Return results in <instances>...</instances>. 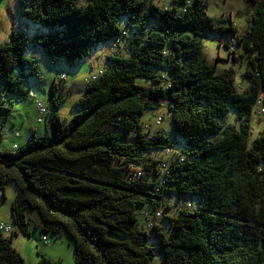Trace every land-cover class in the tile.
I'll return each mask as SVG.
<instances>
[{"label": "trees", "instance_id": "trees-1", "mask_svg": "<svg viewBox=\"0 0 264 264\" xmlns=\"http://www.w3.org/2000/svg\"><path fill=\"white\" fill-rule=\"evenodd\" d=\"M245 1L258 6L238 40L232 23L216 27L206 13L208 0H171L162 8L152 0L24 3V19L49 30L31 43L52 64L83 63L109 39L119 47L128 36L118 24L121 16L130 15L134 31L127 37L130 56L109 54L111 66L86 79L84 94L74 101L78 112L65 121L53 82L40 112L45 133L32 129L14 150L1 148L14 106L4 101L16 93L18 80L41 78L35 60L25 56L24 33L13 31L10 42L0 44V202L8 182L16 187L12 224L0 220L13 228L9 234L0 229V264H26L12 242L19 233L31 236L36 220L43 245L47 232L64 229L75 264H264V134L250 143L252 114L264 103V0ZM176 5L184 6L178 11ZM212 32L226 48L235 38L232 60L246 64L242 90L233 69L217 74L202 59L204 38ZM238 48L243 54L237 57ZM165 67V76L153 71ZM15 68L21 70L17 80L10 76ZM165 103L185 142L181 150L167 131L142 120ZM231 108L236 123L226 125ZM183 196L195 197L198 207L190 203L177 208L176 217L168 215L167 198ZM140 207L146 208L138 215ZM38 253L36 264H53Z\"/></svg>", "mask_w": 264, "mask_h": 264}, {"label": "rangeland", "instance_id": "rangeland-1", "mask_svg": "<svg viewBox=\"0 0 264 264\" xmlns=\"http://www.w3.org/2000/svg\"><path fill=\"white\" fill-rule=\"evenodd\" d=\"M155 5L162 8L164 4L172 5L171 0H152ZM193 1V0H192ZM27 0H0V44H8L10 42V35L13 31L24 33L28 38L26 45L25 56L33 58L37 63L41 83L31 75L24 80H18L16 93L7 96L4 104H8L11 100L14 103L13 112L10 121L4 129V138L1 142L2 149L14 150L13 144H24L33 128L36 129L37 135L45 133V123L39 122V119L45 117L40 113V107H45L48 104L50 93L53 91V82L57 84V89L54 92L62 102L59 107V114L62 120L71 118L78 111L74 106V101L78 96H82L87 86L88 77L96 74L100 69H106L111 66L107 56L109 54H117L124 57H129L130 52L127 46V37L131 36L132 31L130 24V15L119 17V26L128 33V36L123 38L119 47H113V39L94 47L85 62L76 66L70 67L63 60L50 63L45 56L41 46L32 45L31 39L36 34H49V30L33 26L28 23L22 16L24 3ZM184 5H176L178 11H181ZM257 4L246 2L245 0H208L206 13L212 17L217 26H223L232 23L236 30V40L241 38L248 30L250 20L257 8ZM18 24L20 29L17 30ZM232 51L224 47V43L220 41V34L212 32L206 35L202 47V59L210 65L216 67V73L223 75L225 71L233 69L236 74L235 85L247 86L243 82L241 75L245 70V59L240 58V61L234 62L232 60ZM243 52V49L238 48L235 55L238 57ZM243 54V53H242ZM219 59V60H218ZM85 67L87 70H85ZM78 69V70H75ZM153 71L161 76L168 73V69L154 68ZM30 71L25 70V74ZM64 75V76H62ZM66 75V76H65ZM11 78L17 80L21 76V70L15 68L10 74ZM60 77L64 80H60ZM139 84L152 86V82L145 79H138ZM29 93L28 98H23L22 95ZM39 103L41 106H39ZM169 103H165L161 109L150 111L146 113L142 120L145 123L152 125L154 129H166L168 136L178 142L177 148L182 149L185 146L183 139L177 134L175 124L170 116ZM75 112V113H74ZM230 116L227 118V124H235L236 111L231 108ZM163 116L164 119L158 123V117ZM47 119V116H46ZM14 124V127L12 126ZM19 130V133L16 131ZM16 132V133H15ZM264 134V105L256 106L251 118V135L250 143L257 137ZM6 200L0 202V220L11 225V204L16 194V187L13 182H8L6 185ZM171 205L168 215L176 217L178 215L177 208L187 207L188 204L193 203V208L198 207L193 196H183L179 201L178 198H167ZM143 208H138V215ZM29 215V214H28ZM33 217V215H32ZM34 218V217H33ZM141 222V216L139 218ZM162 225L169 226V221L160 218L158 220ZM38 223V220H36ZM32 222L30 225L31 236L23 233L15 235L13 238V246L20 252L26 264H36L40 260L39 250L50 258L53 264H75L74 245L72 239L64 231L60 229L58 233L47 232L49 244H40L42 229L41 224ZM151 245L155 246L153 239L150 240ZM88 264V263H85Z\"/></svg>", "mask_w": 264, "mask_h": 264}, {"label": "built area", "instance_id": "built-area-1", "mask_svg": "<svg viewBox=\"0 0 264 264\" xmlns=\"http://www.w3.org/2000/svg\"><path fill=\"white\" fill-rule=\"evenodd\" d=\"M17 28H19V26H17ZM233 42L235 43V38H231V39H230L229 49H230L231 51L234 50V46H233V44H232ZM62 76H64V75H62ZM93 78H95V76H93ZM237 88H238L239 90H242V89H243V85L239 84V85H237ZM41 104H42V103H39V106H41ZM259 104L264 105V103L261 102V101L258 102V105H259ZM42 105H43V104H42ZM45 111H46V110H45L44 107H40V112H41V113H44ZM170 116H171V115H170ZM158 118H159V120L157 121L158 123H161V122L163 121V119H164L163 116H160V117H158ZM39 120H40V119H39ZM146 127H148V125H146ZM164 130H165V132L167 131L166 129H164ZM164 166H165L166 168H168L167 171H169V169H170V165H169L168 163H166V164L163 165V167H164ZM150 226H151V224L148 225L147 227L149 228ZM0 229L3 230L4 232H6L7 234H9V233H11V232L13 231V228H12L11 226H9V225H7V224H5V223H3V222H0ZM42 241H43V243H45V244H48V243H49L48 240H47V238H46L45 236L42 237Z\"/></svg>", "mask_w": 264, "mask_h": 264}, {"label": "crops", "instance_id": "crops-1", "mask_svg": "<svg viewBox=\"0 0 264 264\" xmlns=\"http://www.w3.org/2000/svg\"><path fill=\"white\" fill-rule=\"evenodd\" d=\"M85 61H86V60H85ZM85 61H84V62H85ZM75 70H78V69L75 68ZM85 70H87L86 67H85ZM78 97H79V96H78ZM78 97H77V98H78ZM77 98H76V99H77ZM76 99H75V100H76ZM74 113H75V112H74ZM12 126L14 127V124H13ZM33 129H35V128H33ZM35 131H36V129H35ZM16 132L19 133V130H17ZM16 132H15V133H16ZM15 144H16V143H14L13 145H15Z\"/></svg>", "mask_w": 264, "mask_h": 264}]
</instances>
